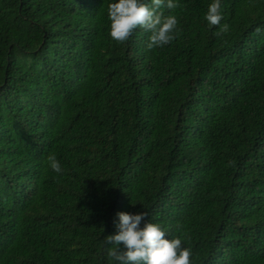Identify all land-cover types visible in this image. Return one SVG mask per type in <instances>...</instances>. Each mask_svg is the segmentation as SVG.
Listing matches in <instances>:
<instances>
[{"label": "trees", "instance_id": "obj_1", "mask_svg": "<svg viewBox=\"0 0 264 264\" xmlns=\"http://www.w3.org/2000/svg\"><path fill=\"white\" fill-rule=\"evenodd\" d=\"M115 2L0 0V264H120L121 211L191 264H264V0H220L222 36L175 0L154 49L111 37Z\"/></svg>", "mask_w": 264, "mask_h": 264}, {"label": "clouds", "instance_id": "obj_2", "mask_svg": "<svg viewBox=\"0 0 264 264\" xmlns=\"http://www.w3.org/2000/svg\"><path fill=\"white\" fill-rule=\"evenodd\" d=\"M179 7L175 0H118L108 6L110 35L117 42L127 41L137 27L151 32L149 49L163 47L176 39L178 19L175 15H166L169 10ZM220 0L209 5L205 19L211 26H220L217 36L229 31V25H221L223 15ZM260 32L258 28L256 30ZM49 167L57 173L62 172L55 156L47 158ZM118 231L105 237L106 243L112 245L107 250L110 259L120 264H191V250L184 246L179 237L168 239L161 225L145 221L147 212L118 213Z\"/></svg>", "mask_w": 264, "mask_h": 264}]
</instances>
